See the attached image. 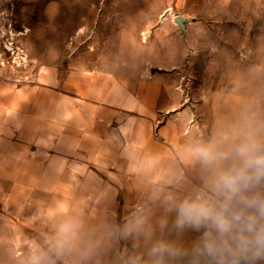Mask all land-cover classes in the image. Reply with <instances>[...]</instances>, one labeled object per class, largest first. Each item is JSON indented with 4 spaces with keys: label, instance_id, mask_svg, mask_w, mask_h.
<instances>
[{
    "label": "rangeland",
    "instance_id": "374dc122",
    "mask_svg": "<svg viewBox=\"0 0 264 264\" xmlns=\"http://www.w3.org/2000/svg\"><path fill=\"white\" fill-rule=\"evenodd\" d=\"M160 29L167 43L183 35L179 86L208 141L221 129L264 126V0H0V264L33 255L101 264L97 243L121 232L91 228L102 216L90 212L97 198L79 206L64 196L70 172L43 94L94 64L137 73L155 40L165 47Z\"/></svg>",
    "mask_w": 264,
    "mask_h": 264
},
{
    "label": "crops",
    "instance_id": "0c3cea01",
    "mask_svg": "<svg viewBox=\"0 0 264 264\" xmlns=\"http://www.w3.org/2000/svg\"><path fill=\"white\" fill-rule=\"evenodd\" d=\"M158 31H150L151 36L165 47L155 40L152 55L142 58L137 73L119 74V65L112 62L94 64L71 71L55 91L43 94L45 121L53 137L59 134L60 156L70 172L64 196L75 197L79 206L84 198H97L90 212L102 216L91 228L121 232L97 243L101 264H109L110 256H122L115 264H134L144 241L124 231L139 216L148 215L153 224L162 216L155 199L159 190L184 198L200 185L199 165L185 160L189 145L227 143L246 132L264 137V126L251 125L221 129L217 142L208 141V132L194 123L190 96L179 86L183 35L167 43L163 29ZM196 235L185 232L180 239L187 244Z\"/></svg>",
    "mask_w": 264,
    "mask_h": 264
},
{
    "label": "clouds",
    "instance_id": "9594fccd",
    "mask_svg": "<svg viewBox=\"0 0 264 264\" xmlns=\"http://www.w3.org/2000/svg\"><path fill=\"white\" fill-rule=\"evenodd\" d=\"M184 156L199 165L200 185L184 198L159 190L155 224L145 214L126 226L125 236L144 241L134 264H264V137L246 132L227 143H196ZM185 232L197 235L185 244ZM30 264L44 258L33 255Z\"/></svg>",
    "mask_w": 264,
    "mask_h": 264
},
{
    "label": "water",
    "instance_id": "95a60500",
    "mask_svg": "<svg viewBox=\"0 0 264 264\" xmlns=\"http://www.w3.org/2000/svg\"><path fill=\"white\" fill-rule=\"evenodd\" d=\"M184 17L182 16V15H178L177 17H176V21L181 25V26H183L184 27Z\"/></svg>",
    "mask_w": 264,
    "mask_h": 264
}]
</instances>
